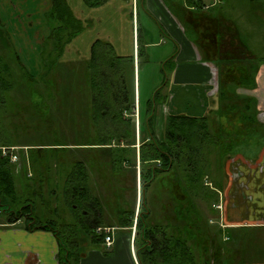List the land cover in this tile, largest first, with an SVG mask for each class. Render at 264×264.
<instances>
[{
	"label": "rangeland",
	"instance_id": "374dc122",
	"mask_svg": "<svg viewBox=\"0 0 264 264\" xmlns=\"http://www.w3.org/2000/svg\"><path fill=\"white\" fill-rule=\"evenodd\" d=\"M38 1L0 0V75L3 80L0 82V86L3 87L0 89V154L7 160V167L12 171L15 182L14 199L10 201V198L0 192V220L11 217V211L23 210L32 212L34 216H40L41 222L50 223L56 230L65 233L60 224L63 222V219H60L62 216L65 218L64 222L65 220L71 222V232L65 233V235L61 233L63 243L69 248L74 246L73 240H69L74 232L80 238L81 252L93 246L99 249L106 248V243L100 233L93 232L83 222L78 221V217L73 216V211L68 210L69 207L64 211L67 213L65 215L63 213L61 215L59 211L54 212L55 209L64 210L66 207L63 201L65 194L62 193V186L66 175H68L66 172L78 159L83 161L88 159L90 186L93 195L100 201V211L103 213L102 227L118 224V216L115 213L119 204L122 205V203L126 208L135 206L138 216L141 210L142 191L139 157L142 137L139 126L143 112L141 111L139 114L137 90L142 107L146 109L149 99L153 98L156 91L164 85L163 92L165 93L166 85L170 81L168 78L175 66V63H171L167 59L175 52L176 42L169 37L163 20L157 14L161 12L158 6L161 3L167 9L175 27L184 30L189 41L193 43H195L194 34L184 22L180 8L190 9L192 13L199 11L189 3V0H160L156 5L157 8L152 11L147 8L148 0H145L147 9L143 6V0H108L95 6L89 5L85 0H67L71 10L81 19L84 29L76 36L69 38L70 40L65 45H63V41H58L62 47L58 50L50 38L56 22L48 15V8L43 5L45 3L40 4ZM204 1L206 5L209 4V7L205 6L204 12L209 14L221 12L224 15L223 23L240 31L250 50L256 55L264 56V0ZM24 3L26 4L24 5ZM33 12L34 14L30 15ZM232 21H235V24ZM222 30L224 38H230L229 31L226 28ZM64 35L68 37L66 32ZM233 39L235 44L230 47L231 54L232 56L241 55L244 51L242 52L237 44L238 39L234 38V35ZM96 40L110 42L114 46L116 54L134 56L139 61L136 75V106L133 114L128 111L125 116L129 118L135 116L134 126L130 121L129 124L100 118L102 116L98 114V111V121H94L88 116L92 102L91 93L93 92L91 88L93 75L89 67V60L92 44ZM45 62L50 65L53 63L54 71L45 74L48 70L43 66ZM212 67V90L215 92L217 91L218 67L213 64ZM60 83L64 84L59 85ZM238 91L257 98L250 89L239 88ZM197 100L202 102L200 97ZM186 104L188 106L186 110H190L192 105L189 101H186ZM157 107H160V112L156 110L155 132L157 139L163 140L165 109L170 108L159 104ZM258 111L259 120L264 122V111L261 113L260 108ZM90 113L92 114V112ZM133 127L136 131V133L134 132L136 155L132 150L133 134L124 138L118 136L119 133H115L131 132ZM103 137L111 142V148L108 146L92 148V145H84ZM49 146L68 148L58 151L57 155L52 150H48L49 153L45 152L42 159H36V156L35 159L31 158V147ZM111 149L114 150L115 157L129 158V160H123L121 172L110 170L112 168L109 163ZM42 153L40 151L39 155H43ZM134 157L137 159L136 168L132 162ZM90 158L96 162L95 165L91 161L89 162ZM236 164H241V160L231 157L225 163V171H227V167L231 168ZM229 175L227 176L228 181L230 179L234 183L232 181L234 174L231 170ZM120 188V192H123L124 195L122 203L118 199L117 193ZM165 195L161 191V195L156 198L155 195L153 196L149 225L166 223L167 218H161L165 211L161 210L159 205L166 202ZM231 197V194L223 189L218 194V198H223L224 201ZM215 203L213 211L209 209L207 203L203 201L201 203L202 213L205 214L203 227L206 230L209 228L212 233L218 227H223L220 224L221 209L217 205V209L214 208ZM26 217L27 215L22 216L24 222H27ZM136 224L137 218L133 225ZM136 231V236L140 237V230ZM118 232L122 235L127 233L124 230ZM212 233L211 235H213ZM85 235H87V242L84 241ZM223 235L221 238L223 245L226 241V246L230 248L237 242L230 232L223 233ZM94 237L97 239L95 240ZM69 241L72 245L68 243ZM253 241L247 248L261 250V253H264L262 252L263 243H259L257 246L253 244ZM76 243H78L77 240ZM139 243L137 242L135 245L136 253ZM128 247V243H124L123 246L119 243L115 251L117 252L118 249V251L127 254ZM237 247L239 248V244ZM194 249L199 255L200 248L196 246ZM232 259V264H235V258L232 257ZM137 260L138 264H141L140 260ZM115 262L117 263L116 259ZM197 262H200V256H197Z\"/></svg>",
	"mask_w": 264,
	"mask_h": 264
},
{
	"label": "trees",
	"instance_id": "16d2710c",
	"mask_svg": "<svg viewBox=\"0 0 264 264\" xmlns=\"http://www.w3.org/2000/svg\"><path fill=\"white\" fill-rule=\"evenodd\" d=\"M85 1L95 6L107 0ZM189 3L199 12L190 11L189 14H184L183 18L191 28L195 43L200 46L204 58L215 61L218 67V106L203 116L168 115L165 121L164 139L159 140L155 132L154 109L159 100L166 98L163 93L165 85L156 91L153 98L148 101L146 112L139 126L142 137L139 154L142 181L141 210L137 216L135 206L126 208L125 204L123 205L124 195L120 192V188L117 193L122 205L119 204L117 212L114 213L118 216L117 225L130 227V231L137 218L135 226L136 230H140L141 236H136L135 245L140 242L137 257L141 264H232V257L235 258V264H238L239 241L234 244L236 247L230 246L229 248L226 246V241L225 245L222 243L221 238L224 233L222 228L218 227L214 233L209 228L206 230L203 227L205 214L202 213L201 203L202 201L207 203L209 209L213 211V205L218 199L217 189L223 187L226 175L225 163L237 154L242 146L253 144L261 147L264 145V123L259 120L258 99L238 91L239 88L254 89L257 87L256 77L264 57L255 56L246 40L241 37L240 31L223 23L224 15L221 12L218 14L204 12L206 5L204 0H189ZM48 15L56 22L50 38L58 50L62 48L58 41H63L65 45L84 29L81 19L71 10L67 0H50ZM223 28H226L232 36V44H235L233 35L238 39L237 44L242 52L244 51L241 55L232 56L231 51L223 54L221 47L224 41ZM65 32L68 37L64 35ZM89 61L93 75L91 78L93 92L88 116L96 121L98 111V114L102 116L100 118L111 119L119 123L130 124L132 122L134 126L135 116L132 117L133 119L125 116L128 111L133 114L136 106L135 57L118 55L110 42L96 40L92 44ZM43 66L48 68L45 74H49L54 68L53 63L50 65L45 62ZM1 76L0 82L3 81ZM1 88L3 87L0 86ZM134 132L136 133L133 127L131 132L115 133H119L118 136L124 138L133 134L131 143H133L132 150L136 155ZM84 145H92V148L99 146L111 148V142L104 137ZM61 148L31 147L30 155L32 159H35V156L36 159H42L45 152L49 153L52 150L57 155L58 151L68 147ZM40 151L43 155H39ZM110 153L109 163L112 167L110 170L121 172L123 160L126 161L129 158L115 157L113 149ZM92 159L90 158L89 162L95 165L96 162ZM87 160L78 159L70 167L71 170H67L68 175L62 186V193L65 194L63 201L64 205L70 208L68 210L73 211V216L78 217V221L83 222L93 232H97L104 218L100 211V201L93 195L90 186L88 172L90 163L87 165ZM132 162L136 168L137 159L135 157ZM7 165V160L0 154V192L11 201L15 197V182L13 173ZM161 191L166 194V202L159 204L161 210L165 211L161 218H167L166 223L149 225L152 214L151 200L154 195L155 198L161 195ZM11 212L9 219L13 221L27 215L26 219L30 229L49 228L57 231L52 224L42 223L32 212L23 210ZM56 234L59 236L57 232ZM100 235L105 240L106 232ZM60 242L64 253L68 252L69 259L72 260L73 249L64 244L62 239ZM68 243L72 245L71 241ZM196 246L200 248L199 255L194 249ZM196 255L200 256L199 263ZM73 263L75 264V261L69 264ZM63 264H65L64 261Z\"/></svg>",
	"mask_w": 264,
	"mask_h": 264
},
{
	"label": "crops",
	"instance_id": "0c3cea01",
	"mask_svg": "<svg viewBox=\"0 0 264 264\" xmlns=\"http://www.w3.org/2000/svg\"><path fill=\"white\" fill-rule=\"evenodd\" d=\"M159 2L160 0H148L147 6L145 5V0H143V6L145 9L149 8V10L152 11V9L157 8L156 5ZM38 3H45L43 4L45 5L44 7H47L48 10L50 9V0H39ZM25 4L26 3H24V5ZM205 6L209 7V4ZM158 8L161 12L157 14L163 20L169 32V37L175 40L176 47L175 52L167 59V61L175 63V66L172 69L170 78H168L170 81L167 83L168 85H166L167 90L165 93L163 92L166 98L165 100H159V102L155 104V115L156 110L160 112V107H157L159 104L161 106L166 105L167 108L169 106L170 108L165 109L164 124L166 117L170 114L185 113L192 116H203L211 110L216 109L218 106V71L216 82L217 91L215 92L212 90L213 84L211 81L213 78V76H211L213 74L212 64L216 65V63L213 60L205 59L200 46L189 41L184 30L175 27L173 19L161 3ZM180 10L182 12H180L182 17L184 14H189L191 11L186 8H180ZM31 14H34V12L30 13V15ZM232 22L235 24V21ZM225 25L227 26L229 24ZM146 44L149 45L148 43ZM231 46L232 36L230 35V38H224L221 44L223 54L227 53V51H231ZM137 63H139V61L135 58V78L138 68ZM256 80L257 87L250 89V91L257 97L258 108H260L262 113V111H264V61L259 66ZM199 97L202 99V102L197 100ZM186 101H189L192 105L190 110H186L188 107ZM137 105L139 107V114L142 111L144 116L146 109L142 107L141 98L138 97V90ZM204 106H206V108H204ZM233 157L239 158L241 164H236L231 168L227 167L228 169L222 184L223 187L221 190L217 189L218 194L222 192L223 189L224 191L227 190L232 197L225 201L223 198V200L218 198L214 208H216L218 204L222 206V208H219L221 209L220 224L223 226L224 234L229 231L235 241H240L237 260L241 261H239L238 264H264V253H261V250H255L254 248L250 250L247 248L251 245L250 242L252 240H254L253 244L257 246H259V243H263L264 248V145L258 147L253 144H245ZM230 170L234 174L232 175L233 180L231 179L234 183H232L230 179L228 181L227 176ZM232 192H234V194H232ZM65 210H67V207H65L64 210L55 209L54 212L59 211L61 215L62 213L65 215L67 214L64 212ZM37 217L39 218L40 216ZM60 219H63L64 222L65 218L61 216ZM63 222H60L64 228L63 231L67 234L70 233L71 222L69 220ZM28 225L29 224L24 222L22 218L16 221L10 220L9 218L0 220V264H63V261L65 264L72 263V261L78 262V264H137L138 258L135 251L136 226L132 227L130 231V227L110 224L109 227L113 228V230L109 231L107 234L113 235L112 245L109 247L106 244V248L102 249L93 246L84 252H81L80 238L77 236V233L74 232L69 240H73L74 242L77 240L78 243H74L76 247L73 246L70 248L73 249L72 260H70L68 252H66V254L64 253V249L60 242L62 239V231L57 230L56 232L59 234V236H57L56 232L52 229H30ZM120 230L127 231V233H123L122 235L118 232ZM65 233L62 234L65 235ZM86 236L87 235H85L84 241L87 242ZM224 238L226 239V237ZM94 239L96 240L97 238L94 237ZM119 243H121L122 246L124 243L129 244V251L126 250L127 254L120 252V250L118 251V249L117 252L115 251ZM262 252H264V249H262Z\"/></svg>",
	"mask_w": 264,
	"mask_h": 264
},
{
	"label": "built area",
	"instance_id": "2783aa9c",
	"mask_svg": "<svg viewBox=\"0 0 264 264\" xmlns=\"http://www.w3.org/2000/svg\"><path fill=\"white\" fill-rule=\"evenodd\" d=\"M15 158H17L16 156H15ZM217 207L218 208H222V206L220 205V204H218L217 205ZM113 230V228H110V227H102V226H99L98 228H97V231L99 232V233H103V232H106V236H105V241H106V244H107V246H111L112 245V243H113V235H111V234H107L109 231H112ZM138 264V263H137Z\"/></svg>",
	"mask_w": 264,
	"mask_h": 264
}]
</instances>
